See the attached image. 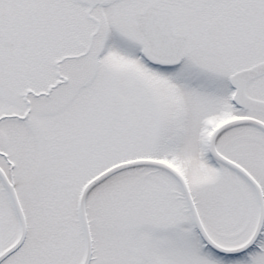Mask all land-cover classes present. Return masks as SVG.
<instances>
[{
	"label": "snow or ice",
	"instance_id": "1",
	"mask_svg": "<svg viewBox=\"0 0 264 264\" xmlns=\"http://www.w3.org/2000/svg\"><path fill=\"white\" fill-rule=\"evenodd\" d=\"M0 264H264V0H0Z\"/></svg>",
	"mask_w": 264,
	"mask_h": 264
}]
</instances>
